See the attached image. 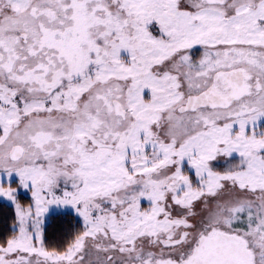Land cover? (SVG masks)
I'll return each mask as SVG.
<instances>
[{"label": "snow or ice", "instance_id": "6c2138e0", "mask_svg": "<svg viewBox=\"0 0 264 264\" xmlns=\"http://www.w3.org/2000/svg\"><path fill=\"white\" fill-rule=\"evenodd\" d=\"M0 264H264V0H0Z\"/></svg>", "mask_w": 264, "mask_h": 264}]
</instances>
